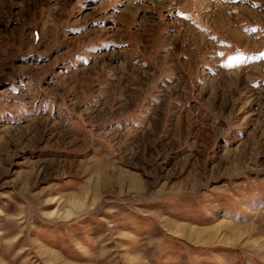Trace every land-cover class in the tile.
Segmentation results:
<instances>
[{
  "label": "rangeland",
  "instance_id": "374dc122",
  "mask_svg": "<svg viewBox=\"0 0 264 264\" xmlns=\"http://www.w3.org/2000/svg\"><path fill=\"white\" fill-rule=\"evenodd\" d=\"M264 0H0V264H264Z\"/></svg>",
  "mask_w": 264,
  "mask_h": 264
},
{
  "label": "snow or ice",
  "instance_id": "6c2138e0",
  "mask_svg": "<svg viewBox=\"0 0 264 264\" xmlns=\"http://www.w3.org/2000/svg\"><path fill=\"white\" fill-rule=\"evenodd\" d=\"M262 57H264V54H262Z\"/></svg>",
  "mask_w": 264,
  "mask_h": 264
}]
</instances>
